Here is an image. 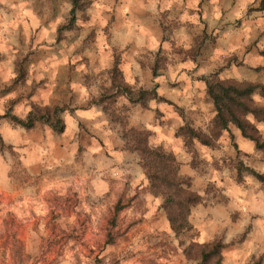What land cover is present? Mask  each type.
<instances>
[{"label":"clouds","instance_id":"obj_1","mask_svg":"<svg viewBox=\"0 0 264 264\" xmlns=\"http://www.w3.org/2000/svg\"><path fill=\"white\" fill-rule=\"evenodd\" d=\"M0 264H264V0H0Z\"/></svg>","mask_w":264,"mask_h":264}]
</instances>
